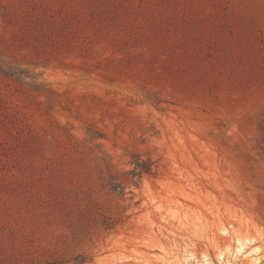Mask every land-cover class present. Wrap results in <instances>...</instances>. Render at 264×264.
<instances>
[{
    "label": "rangeland",
    "instance_id": "374dc122",
    "mask_svg": "<svg viewBox=\"0 0 264 264\" xmlns=\"http://www.w3.org/2000/svg\"><path fill=\"white\" fill-rule=\"evenodd\" d=\"M1 61L0 264H264V0H0Z\"/></svg>",
    "mask_w": 264,
    "mask_h": 264
},
{
    "label": "trees",
    "instance_id": "16d2710c",
    "mask_svg": "<svg viewBox=\"0 0 264 264\" xmlns=\"http://www.w3.org/2000/svg\"><path fill=\"white\" fill-rule=\"evenodd\" d=\"M0 67L7 74L18 77V78H21L22 75H24L26 72L28 73V71L24 70L23 68H12L11 66H7L5 62L3 61L0 62ZM34 86L39 87L38 89H40L41 91H45L48 93L51 91L48 88H46L45 85L42 83L34 84ZM149 99H152L156 103L162 102V100H160L159 98L150 97ZM87 134H88V139L93 143L105 137V134H103L102 132H100L94 127L88 128ZM96 145L98 148H100L101 153L105 152L104 146L102 143H96ZM130 155H131V159L129 160V164L132 167L127 170H124L123 172L125 175H127V180L129 183H133L134 185H139L141 178L145 174L153 175L155 173L154 161L150 157L147 159H144L143 156L139 153H131ZM104 156L105 157H102V158H103V163L106 166V168L111 171L112 170L116 171L117 167L112 162V157L109 154H107V152H106V155ZM109 185L113 191L119 190V192L122 193L125 190V185L123 184V182H121L117 178H114L113 175H111ZM103 224L105 228H112L114 225V222L111 219L109 220L105 218L103 220ZM88 259L89 258L87 257V255L81 253V254H77L70 260L50 261V262H46L45 264H87L89 261Z\"/></svg>",
    "mask_w": 264,
    "mask_h": 264
},
{
    "label": "bare ground",
    "instance_id": "6f19581e",
    "mask_svg": "<svg viewBox=\"0 0 264 264\" xmlns=\"http://www.w3.org/2000/svg\"><path fill=\"white\" fill-rule=\"evenodd\" d=\"M180 217V216H179ZM233 226V225H231ZM221 231L223 233H228L229 230L228 228L224 227L221 228ZM236 245L234 247V249L232 250V248H227L226 250H221L218 254V258L222 261V264H235L237 259L241 256L245 257H249V260L255 263H260L261 257L258 255V251H260L258 246H254L251 248L250 244L253 243V240L250 238H241V237H237L236 238ZM162 260L165 262V264H181V258L179 257V255L174 252L171 251L168 248L162 247ZM186 256H185V260H192V259H196L195 254L193 253V251H186ZM235 254V262L231 259H229L227 257V254ZM201 264H214V262L212 260H210L209 256L207 254H203V262Z\"/></svg>",
    "mask_w": 264,
    "mask_h": 264
}]
</instances>
